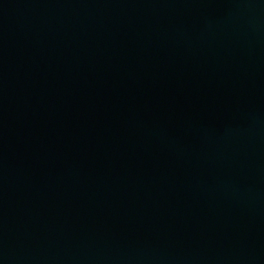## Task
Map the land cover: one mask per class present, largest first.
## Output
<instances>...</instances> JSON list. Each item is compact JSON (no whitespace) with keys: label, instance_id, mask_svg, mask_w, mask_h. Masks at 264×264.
I'll return each mask as SVG.
<instances>
[{"label":"water","instance_id":"water-1","mask_svg":"<svg viewBox=\"0 0 264 264\" xmlns=\"http://www.w3.org/2000/svg\"><path fill=\"white\" fill-rule=\"evenodd\" d=\"M0 264H264V0H0Z\"/></svg>","mask_w":264,"mask_h":264}]
</instances>
